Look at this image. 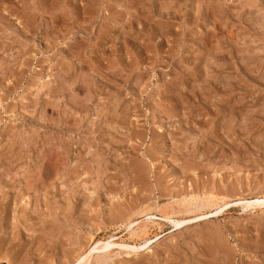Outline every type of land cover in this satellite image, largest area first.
Masks as SVG:
<instances>
[{
  "label": "rangeland",
  "instance_id": "rangeland-1",
  "mask_svg": "<svg viewBox=\"0 0 264 264\" xmlns=\"http://www.w3.org/2000/svg\"><path fill=\"white\" fill-rule=\"evenodd\" d=\"M263 194L264 0H0V264H264Z\"/></svg>",
  "mask_w": 264,
  "mask_h": 264
},
{
  "label": "bare ground",
  "instance_id": "bare-ground-1",
  "mask_svg": "<svg viewBox=\"0 0 264 264\" xmlns=\"http://www.w3.org/2000/svg\"><path fill=\"white\" fill-rule=\"evenodd\" d=\"M192 197H194V196H192ZM192 197H191V200H192ZM203 197L204 198L202 200L200 199L201 200L200 202L199 201L197 202V203H199V204H197L198 207H194V204L190 203V201H189V203H190L189 206H191V204H192L193 205L192 207H194L195 209L188 208L189 206L187 203L186 208L184 207L185 213H188V214L193 213L194 215H198V214L203 215V214H205V212L202 211L204 208H206V209L210 208V211L212 209L213 210L215 209L216 210L215 213H221L224 211L223 210L224 206L226 207L227 205H229V203H228L229 201L226 202L224 198L219 197L215 193H213V194L210 193L207 196L205 194V196H203ZM197 200H199L198 196H197ZM196 201H195V204H196ZM182 204H184V203H181V205ZM237 204L241 205L243 207L244 211H246V210H264V194L261 196H256L253 200L248 199V197L239 198V201ZM183 209L181 208L182 211H183ZM177 211L170 212V213H166L167 212L166 211L164 213H161L160 215H162L163 219L172 220L171 223L173 222L175 226H178V225L183 224V222H185L187 220H185V218H180V216L176 217V215H179L176 213ZM182 217H183V215H182ZM126 223H128V222H126ZM154 223L160 224L161 222L159 223V222H157V220L150 219V218L147 221L142 220V221H137L136 223H134L132 221L129 222L127 224L126 229H127V235H129L130 241H127L125 238L120 239V237H116V236H112V235L108 238L93 240V242L89 246V250L81 253L76 258V262L74 264H90V262L94 256L102 258L103 261H107L108 259H110L115 254H123L124 253V254L130 255L131 253H135V254L141 253L142 251H144L145 249H147L149 247L148 245L150 242L148 239H145V238L143 241L142 240L139 241V240L143 239V237H145L143 235L147 234V229L149 228L150 225L153 226ZM115 249H117V251H115ZM101 251L104 252L102 254V256H100V254H99V252H101Z\"/></svg>",
  "mask_w": 264,
  "mask_h": 264
}]
</instances>
